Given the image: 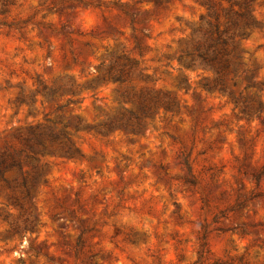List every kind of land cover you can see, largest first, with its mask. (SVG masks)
Here are the masks:
<instances>
[{"label":"rangeland","instance_id":"1","mask_svg":"<svg viewBox=\"0 0 264 264\" xmlns=\"http://www.w3.org/2000/svg\"><path fill=\"white\" fill-rule=\"evenodd\" d=\"M251 9L259 28L237 50L264 84V0ZM12 20L19 30L0 26V144L51 111L37 103L27 115L14 104L20 93L61 80L81 87L112 55L137 64L148 80L134 84L169 95L179 111L159 112L138 136L81 133L82 158L48 157L33 201L37 230L12 238L0 218V264H264V110L243 118L203 90L209 72L179 61L207 21L199 1L18 0ZM248 93L264 105V87ZM77 99L89 124L118 107L113 84Z\"/></svg>","mask_w":264,"mask_h":264},{"label":"trees","instance_id":"2","mask_svg":"<svg viewBox=\"0 0 264 264\" xmlns=\"http://www.w3.org/2000/svg\"><path fill=\"white\" fill-rule=\"evenodd\" d=\"M17 1L0 0V26L20 29L18 25L23 22L8 21ZM197 1L205 7L207 21L192 31L193 38L184 47L179 61L183 60L187 69L200 68L211 74L201 83L206 93L226 98L243 118L260 119L264 105L257 101L253 106L248 91L257 88L262 91L264 84L255 83L254 74H247L242 69L241 52L237 50L238 45L259 28V22L252 16V0H244L241 4H233L231 0ZM221 3H226L228 7L222 8ZM234 5L238 6L237 11L233 10ZM129 23L133 27L134 20L129 18ZM110 59L109 64H99L95 79L81 87L62 80L50 86L39 83L34 92L27 95L20 93L14 99L15 106L26 107L29 116L35 114L34 105L37 103L41 107L47 105L51 111L44 116L43 122L16 130L0 144V206L8 212L11 209L16 211L15 218L0 211L1 220L9 226L10 237H23L37 230L33 201L37 190L46 184L42 167L47 164L48 157L82 158L76 143L81 133L93 132L106 137L118 132L138 136L144 134L148 122L159 112L179 111L174 98L134 84L148 80L137 70V64L121 56L112 55ZM102 84L115 85L118 107L97 124L85 123L74 110L79 104L77 96L81 89L94 90ZM241 85L243 89L238 91ZM37 95H40V100H37ZM79 243L78 239L77 247Z\"/></svg>","mask_w":264,"mask_h":264}]
</instances>
